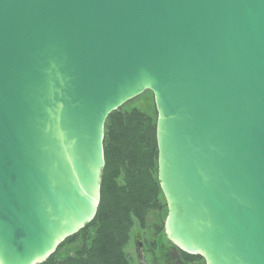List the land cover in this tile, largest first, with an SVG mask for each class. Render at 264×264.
Returning a JSON list of instances; mask_svg holds the SVG:
<instances>
[{
    "label": "water",
    "instance_id": "obj_1",
    "mask_svg": "<svg viewBox=\"0 0 264 264\" xmlns=\"http://www.w3.org/2000/svg\"><path fill=\"white\" fill-rule=\"evenodd\" d=\"M146 90L168 239L264 264V0H0V264L95 217L107 117Z\"/></svg>",
    "mask_w": 264,
    "mask_h": 264
},
{
    "label": "trees",
    "instance_id": "obj_2",
    "mask_svg": "<svg viewBox=\"0 0 264 264\" xmlns=\"http://www.w3.org/2000/svg\"><path fill=\"white\" fill-rule=\"evenodd\" d=\"M123 106L111 112L105 122V166L95 217L37 264H132L126 247L135 219L145 227L151 211L167 207L158 180V113L153 118L138 109L126 111ZM138 240L144 247L139 236L136 246ZM79 242L81 247L74 254L60 256L63 247ZM180 254L187 262L204 259L182 249Z\"/></svg>",
    "mask_w": 264,
    "mask_h": 264
},
{
    "label": "rangeland",
    "instance_id": "obj_3",
    "mask_svg": "<svg viewBox=\"0 0 264 264\" xmlns=\"http://www.w3.org/2000/svg\"><path fill=\"white\" fill-rule=\"evenodd\" d=\"M126 111L138 109L153 118L157 117V109L154 94L151 90H146L141 95L124 104ZM167 203V202H166ZM168 214V207L151 211L146 226L143 227L138 220L131 231V238L126 247V251L132 264H140L137 254L135 239L139 236L144 242V259L146 264H206L205 259L190 260L187 262L180 254V248L171 242L165 231V222ZM81 247V242L66 245L60 251L62 258L72 255Z\"/></svg>",
    "mask_w": 264,
    "mask_h": 264
},
{
    "label": "flooded vegetation",
    "instance_id": "obj_4",
    "mask_svg": "<svg viewBox=\"0 0 264 264\" xmlns=\"http://www.w3.org/2000/svg\"><path fill=\"white\" fill-rule=\"evenodd\" d=\"M137 249V248H136ZM137 254H138V252H137ZM138 257H139V255H138ZM138 260H139V258H138ZM140 263V262H139Z\"/></svg>",
    "mask_w": 264,
    "mask_h": 264
}]
</instances>
